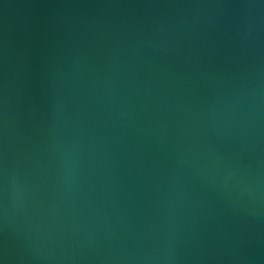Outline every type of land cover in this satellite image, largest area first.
<instances>
[{
  "label": "water",
  "instance_id": "water-1",
  "mask_svg": "<svg viewBox=\"0 0 264 264\" xmlns=\"http://www.w3.org/2000/svg\"><path fill=\"white\" fill-rule=\"evenodd\" d=\"M0 264H264V0H0Z\"/></svg>",
  "mask_w": 264,
  "mask_h": 264
}]
</instances>
